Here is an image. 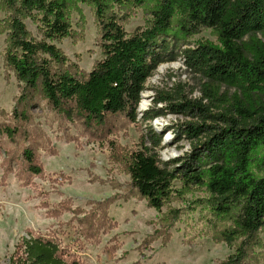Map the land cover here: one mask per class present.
Returning a JSON list of instances; mask_svg holds the SVG:
<instances>
[{"label":"trees","instance_id":"16d2710c","mask_svg":"<svg viewBox=\"0 0 264 264\" xmlns=\"http://www.w3.org/2000/svg\"><path fill=\"white\" fill-rule=\"evenodd\" d=\"M78 3L93 8L102 53L88 72L58 46L74 37L70 13ZM0 8L6 13L0 23L4 64L21 89L10 114L0 117V139L15 151L3 160L5 176L10 161L23 185L44 173L38 150L47 138L33 108L44 106L79 123L88 138L105 139L122 128V121L137 122L147 79L181 56L185 67L205 80L202 100L159 96L154 104L168 101L171 114L201 119L174 130L176 139L193 142L190 153L160 162L154 148L161 135L147 126L136 149L110 141V158L129 176L135 196L157 212L189 188H205L204 207L227 225L220 240L235 245L220 264H246L264 230V175L252 170L254 156L264 148V0H0ZM139 8L149 17L128 34L125 23ZM202 29L214 32L219 45L205 42L180 50V42ZM159 112L152 108L142 120L163 115ZM105 209L96 206L80 222L86 241H96L114 226ZM179 213L169 209L161 223L179 220ZM9 264L80 263L59 240L32 235L21 237Z\"/></svg>","mask_w":264,"mask_h":264},{"label":"rangeland","instance_id":"374dc122","mask_svg":"<svg viewBox=\"0 0 264 264\" xmlns=\"http://www.w3.org/2000/svg\"><path fill=\"white\" fill-rule=\"evenodd\" d=\"M77 8L70 13L74 37L62 40L58 46L68 59L88 72L102 53L93 8L85 3H78ZM5 14L0 8V23ZM148 17L144 9L134 10L125 23L126 33L144 27ZM24 22L33 32L31 22ZM205 42L219 45L214 32L202 29L178 46L183 50ZM4 48L5 34L0 32V117L2 112L10 114L21 91L4 64ZM204 82L185 67L181 56L160 65L145 83L137 122L122 121L120 130L102 140L88 138L78 130L79 123L69 122L44 106L33 108L47 138L38 150L42 176L31 177L30 184L23 185L15 177V161L9 162L11 172L5 176L3 160L15 151L13 144L7 146L6 140L0 139V264H9L21 237L32 235L59 240L76 254L80 264H220L232 255L235 245L221 241L219 235L227 225L204 207L208 198L205 188L191 187L182 198L157 212L135 196L129 176L110 158V141L136 149L147 126L161 135L160 146L154 148L160 162L190 153L193 142L176 139L174 130L186 123L199 124L201 119L181 112L171 114L168 101H154L159 96L202 100ZM152 108L163 115L144 122V113ZM253 161L254 174L264 175V148ZM174 186L178 188L179 183L174 182ZM98 205L106 207L114 226L100 233L96 241H86L79 234V225L85 214ZM169 209L178 210L180 219L161 223ZM258 239L259 245L250 251L246 264H264V230L258 233Z\"/></svg>","mask_w":264,"mask_h":264},{"label":"bare ground","instance_id":"6f19581e","mask_svg":"<svg viewBox=\"0 0 264 264\" xmlns=\"http://www.w3.org/2000/svg\"><path fill=\"white\" fill-rule=\"evenodd\" d=\"M143 109V108H142Z\"/></svg>","mask_w":264,"mask_h":264}]
</instances>
